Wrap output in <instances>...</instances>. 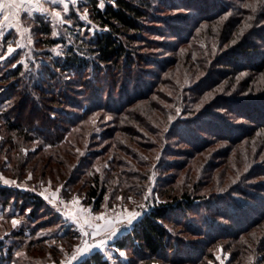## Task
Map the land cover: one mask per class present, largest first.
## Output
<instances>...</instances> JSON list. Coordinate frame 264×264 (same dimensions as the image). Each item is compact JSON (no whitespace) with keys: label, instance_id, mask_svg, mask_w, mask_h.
I'll return each mask as SVG.
<instances>
[{"label":"rangeland","instance_id":"obj_1","mask_svg":"<svg viewBox=\"0 0 264 264\" xmlns=\"http://www.w3.org/2000/svg\"><path fill=\"white\" fill-rule=\"evenodd\" d=\"M182 1L192 2L155 0L154 4L164 7L161 14L196 21L190 24V36L148 35L151 43L139 50L158 63L134 71L138 80L129 89L123 86L125 80L115 89L106 87L105 102L111 100V109L93 111L76 125L68 121L60 125L68 130L56 145L26 139L7 127L5 113L14 115L18 109L11 111L10 100H3L8 85L4 74L20 64L29 68L46 61L39 15L50 23L53 37L66 36L67 27H77L79 21L90 25L91 33L96 26L88 10L69 0V10L62 16L70 23L56 18L51 8L48 13L35 7L21 10L32 28L31 44L22 28H0V54L6 55L9 43L15 49L0 60V187L36 193L45 201L32 217L30 208L21 207L23 199L11 196L8 203L0 199V253L8 251L5 255L10 258L4 264H65L75 247L89 239L83 237L79 224L56 210L52 200L69 202L78 197V203L69 206L83 209L84 220L88 212L93 217L102 212L110 215L121 204L135 208L118 197L130 196L137 204H146L141 210L144 216L157 204L184 194L195 198L196 204L189 213L175 212L166 221L176 245L169 254L153 257L133 246L120 249L114 244L141 216L104 248L94 247L71 264L94 251L111 264H264V213L248 208L258 197L264 199V107H259L258 118L249 113L248 119L236 113L232 103L258 96L264 100V0H202L210 6L204 18L173 4ZM104 3L100 0L101 6ZM246 4L255 5V11ZM51 50L57 54L61 49L56 45ZM125 90L140 95L116 110V104L127 100L121 95ZM237 104L243 107L239 113L249 110L246 102ZM71 111L79 109L68 108L69 121ZM211 113L230 127L212 130L206 120ZM27 114L18 116L24 119ZM5 179L15 183L5 184ZM94 187L105 189L100 208H95L89 195ZM13 219L19 221L16 226ZM117 248L125 255L120 256Z\"/></svg>","mask_w":264,"mask_h":264},{"label":"trees","instance_id":"obj_2","mask_svg":"<svg viewBox=\"0 0 264 264\" xmlns=\"http://www.w3.org/2000/svg\"><path fill=\"white\" fill-rule=\"evenodd\" d=\"M154 1L105 0L104 6H101L100 0H80L78 7L88 10L96 30L91 33L89 28L91 26H86L79 21L77 27L68 26L67 35L62 37H53L50 23L45 22L39 15L41 20L39 28L44 35L42 43L46 48L42 53L46 61L38 65L33 64L29 68L20 64L4 74L8 85L2 91L3 100L4 102L10 100L11 103L8 104H11V111L18 109L14 115L5 113L7 127L17 131L26 139L42 140L46 142L45 144L56 145L64 139L65 132L68 130L64 125L61 127L62 124L68 121L76 125L78 120L83 121L84 117L93 111L110 110L111 100L105 102L106 87L115 89L119 82L125 80L126 83L123 86L129 89L131 83L138 80L134 71L145 70V66L158 63L150 55L139 50L141 46H149L151 43L148 35L172 32V36L185 39L192 32L190 24L194 26L197 23L184 19L182 15L169 17L161 14V9L164 7L156 6ZM191 1L173 4L178 8L193 9L191 11L202 13L200 18H204L205 12L210 9L207 2L204 1V4L202 0ZM84 27H86L85 32L82 31ZM56 45H59L61 49L57 54L51 50ZM240 54L237 53V55ZM136 94L132 95L126 90L123 91L121 95L122 98L127 97L126 102L116 104L114 108L120 110L132 103L140 95L138 91ZM261 98L258 96L247 100L234 99L232 103L235 112L248 119L251 118L249 113L255 115L253 118L257 117V114H260V108L264 107V100ZM235 100L246 102L247 104L244 105L248 106L250 111L245 108L246 113H239L243 107ZM257 100H259L258 103ZM220 104L219 107L225 108L224 103ZM68 108L79 109L69 113L70 121L67 115ZM39 109L42 112L35 114V110L39 111ZM27 111L28 114L24 119L18 116ZM64 114L67 116L65 117ZM220 118L212 113L206 118L212 130L230 127ZM89 195L94 200L92 203L95 208H100L105 189L99 190L94 187L89 191ZM11 196H15L17 201L20 198L23 199L21 207L30 208L32 217L37 215V210L45 206V201L36 193H20L8 187H0V199L3 203H8ZM183 196L181 199L154 206L114 244L120 249L133 246L135 250L139 249L141 253L153 257H159L166 252L169 254L175 250L176 245L166 226V221L172 218L175 212L189 213L196 204L195 198L187 194ZM258 199L255 205L252 203V206L248 208L264 213L260 209L264 199L261 197ZM244 211H242L243 214ZM245 213L251 218L254 216L249 210ZM243 218L242 216L241 219ZM2 247L0 245V248ZM7 253L1 250L0 264L9 261L10 258L5 255ZM77 264H111V262L100 251H94Z\"/></svg>","mask_w":264,"mask_h":264},{"label":"snow or ice","instance_id":"obj_3","mask_svg":"<svg viewBox=\"0 0 264 264\" xmlns=\"http://www.w3.org/2000/svg\"><path fill=\"white\" fill-rule=\"evenodd\" d=\"M68 2L69 0H0V28H3L5 25L8 27L15 26L18 31L22 28L23 32L29 33L28 42L31 44L33 43L31 36L32 28H30L28 26V22L24 21L21 17V10L35 7L42 13H48L51 8V12L56 18L60 19L62 22L70 23L71 21L66 20L62 16V12H67L69 10ZM77 2L78 0H71V3L73 4H76ZM46 4L48 7L45 6ZM56 5H61V10H57L56 7H54ZM261 6L264 7V4H261ZM245 7H251L255 11V5L253 4H246ZM85 11H87V9H85ZM28 15L30 20L33 19L31 17V13ZM84 18L87 19V16H84ZM250 26L251 25H247V27ZM0 35H3V33L0 32ZM17 47H20V45L17 44ZM14 51L15 49L13 48L12 43H9L7 46L6 55L0 54V60L5 59L7 56H11ZM12 66L14 67L15 64ZM31 176L32 174L29 173L27 178L31 179ZM4 183L13 184L15 181L5 179ZM149 191L151 190L149 189ZM41 195L44 194L41 193ZM52 196L55 197L56 192H53ZM45 198L48 199L47 197ZM117 199H126L127 201H131L132 204L135 205V208L125 207L124 204H121L119 211L114 208L110 215L102 212L96 214L95 217H93L92 213L88 212L87 218L81 220V214L84 213V210H73V208L69 206L70 204H77L78 197H73L69 202H57L56 200L51 201V203L56 207V210L62 212L64 217L71 219L80 225L79 230L83 237H87L92 240L90 243L89 239H84L82 244H78L70 258L65 261V264H71L72 261H77L78 257L88 254L94 247L101 249L104 248L107 243L113 240L122 229L132 226L133 222L137 221L138 218L142 216L141 210L146 207V204H137L130 196L123 198L118 197ZM144 200L146 201L147 197H144ZM100 221H103V223H100ZM18 223V220H12L13 226H16ZM116 251L120 256L125 255V253L120 251L118 248ZM20 254L21 253L17 252L18 256Z\"/></svg>","mask_w":264,"mask_h":264}]
</instances>
